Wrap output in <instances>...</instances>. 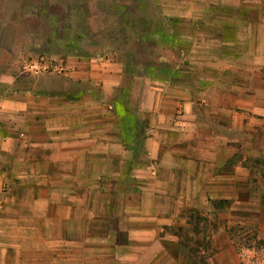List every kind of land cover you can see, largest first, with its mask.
I'll return each instance as SVG.
<instances>
[{"label": "crops", "instance_id": "crops-1", "mask_svg": "<svg viewBox=\"0 0 264 264\" xmlns=\"http://www.w3.org/2000/svg\"><path fill=\"white\" fill-rule=\"evenodd\" d=\"M122 1L91 16L114 42L67 64L58 86L43 73L26 90L0 76V263L9 249L44 264L86 250L165 255L174 226L184 264L191 216L215 199L235 213L219 227L221 258L232 227L235 240L245 226L264 237V0Z\"/></svg>", "mask_w": 264, "mask_h": 264}, {"label": "rangeland", "instance_id": "rangeland-1", "mask_svg": "<svg viewBox=\"0 0 264 264\" xmlns=\"http://www.w3.org/2000/svg\"><path fill=\"white\" fill-rule=\"evenodd\" d=\"M132 1L129 0L131 3ZM122 3V0H0V76L15 77L18 88L26 90L32 88L36 81L29 80L27 75L35 76L43 73L50 76L49 78L52 80L47 79L46 82L58 86L55 75L69 72L70 68H67L69 66L67 64H74L75 59L83 55L88 59L96 53H104L107 51V44L114 42L113 33L100 34L101 32H99L104 28V21L94 20L91 22V16L96 12L111 13L122 10L124 8ZM148 6L147 3L141 2L140 5L135 3L132 7ZM260 8L264 9V2H260ZM76 16L79 18L76 19ZM85 17L88 20L87 24ZM263 20L264 16H259L260 24ZM81 25H84L82 31ZM75 26H78V31ZM160 27L162 28V26ZM147 30L149 34L154 33V25H150ZM138 46L136 41L134 47L138 48ZM147 46L148 44H146V48ZM142 48L143 46L140 48L141 51H143ZM147 52H149L148 48ZM152 54L153 56L169 57V53L166 52L159 54L153 51ZM8 88L9 86L5 87L4 84L5 92ZM69 88L71 92L75 91L72 84L69 85ZM83 89L86 92L88 89H93V94L99 97L98 89L91 88L89 85ZM242 197L248 198L246 195ZM231 203L233 201L224 202L215 199L211 202L210 211L192 214L191 220L194 217L196 219V239L191 238L192 240L188 241V246H192V249L189 250V256L184 258V264H235L236 261H240V264H251L257 260L261 264L264 260V237L257 225L254 227L245 226L242 229L244 235L238 236L239 238L236 240L234 237L235 228L232 227L231 249L226 252L225 257L221 258L219 255V247L222 245V241H219V227L225 218H229ZM230 214L232 217L235 216L232 211ZM238 217L248 218L251 215L243 213L238 214ZM260 223L264 226V222L260 221ZM108 224L110 231L118 230L116 222ZM192 226L194 227L193 224ZM72 228L73 226H70L68 232L70 230L74 232L76 227ZM166 231L169 233V237L162 241L165 255L160 245L150 248L155 255L146 254L141 258L126 257V252L121 253L119 250L115 252L117 253L116 257H114V252L97 254L95 251L91 253L92 251L86 250L79 256L73 254L68 256L67 264H174V239L172 238L174 237V226L166 228ZM197 233H202L203 239H197ZM118 238L116 243L119 245L125 243L122 236ZM207 249L210 254L208 259L200 254L202 250L206 251ZM17 250L9 249L0 264H44L47 259L44 256H39L38 251L34 255H21L22 251L20 250L18 255ZM74 251L82 252L77 247L70 248L71 253ZM236 255L238 256L236 257ZM178 258L176 256V259ZM221 261L222 263H220Z\"/></svg>", "mask_w": 264, "mask_h": 264}]
</instances>
